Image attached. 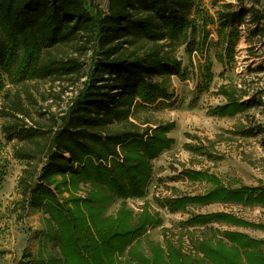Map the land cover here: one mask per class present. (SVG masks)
Returning <instances> with one entry per match:
<instances>
[{"label":"trees","instance_id":"trees-1","mask_svg":"<svg viewBox=\"0 0 264 264\" xmlns=\"http://www.w3.org/2000/svg\"><path fill=\"white\" fill-rule=\"evenodd\" d=\"M248 2L214 0L211 12L204 0H108L106 8L93 0H0V189L8 144L22 164L18 216L43 211V235L53 243L37 257L24 253L18 264H264V238L210 225L264 230V222L228 211L193 213L185 225L206 232L194 244L202 255L190 256L172 238L165 246L150 239L145 247L141 238L162 220L147 208L134 214L127 205L128 198L146 195L153 160L175 143L169 135L175 122L156 113L173 98V75L187 78L180 48L190 57L203 55L215 26L217 58L228 65L241 26L253 24L246 37L253 50L264 36V11L257 7L261 0ZM200 72L201 87L208 89L211 64L200 65ZM71 87L65 108L53 109ZM216 92L225 102L209 109L213 114H246L253 107L264 113V63ZM233 133L264 134V125L237 123ZM205 140L187 147L213 160L216 141ZM190 173L210 187L162 201L173 210L190 203L264 206L262 181L232 187L209 169ZM81 185L90 186L85 196L78 194ZM115 202V215L108 214Z\"/></svg>","mask_w":264,"mask_h":264},{"label":"rangeland","instance_id":"rangeland-1","mask_svg":"<svg viewBox=\"0 0 264 264\" xmlns=\"http://www.w3.org/2000/svg\"><path fill=\"white\" fill-rule=\"evenodd\" d=\"M93 1L104 8L107 7L108 0ZM221 1L232 2L238 6L239 0H220V3ZM245 1L249 5L248 0ZM213 2L214 0H204L211 12L215 10ZM257 7L264 11V0H261ZM209 28L212 29L210 38L213 41L203 55L194 52L190 57L184 47L180 48L178 55L188 71L187 78L180 80L178 76L173 75V98L165 100L156 113L164 119L175 122V127L169 132L175 143L161 154L159 157L161 163L153 162L154 171L151 182L148 184L144 205L142 204L137 210V203L133 199L135 197L127 200V205L134 214L147 208L151 213H157L162 220L160 225L150 227L141 238L145 247L150 239L159 241L165 246V239L172 238L173 242L176 245L179 244L185 253H190V256L202 255L196 250L194 244L197 236L206 232L205 226H198V228L196 226L197 230H194V226L185 225V221L193 213L228 211L252 222H264V206L262 205L252 207L223 202L190 203L184 210H173L165 201L162 202L182 194L205 193L210 184L191 177L190 171L196 169H209L218 174L223 179V183L232 187L256 186L260 181L264 182V134L246 137L233 133L237 123L264 125V113H259L257 107H253L246 114L237 113L234 116H218L209 110L225 102L224 97L216 92L221 83L238 80L246 75L248 67H256L264 63V36L261 38L262 41L257 40L256 46L250 50L246 37L250 30L256 29V26L253 24L241 26L242 39L236 48L235 60L224 65L216 55L219 50L214 45L217 39L215 26ZM262 28L264 29V21ZM67 51L71 52V48ZM90 55V51L83 55L86 63L90 62ZM206 61L211 64V71L214 74L208 89L201 87L200 65L205 64ZM70 89L72 90L64 92L62 96L64 100L52 104L53 109L65 108L73 94V87ZM0 137V141L4 143L5 139L1 132ZM207 138L216 141L212 149L213 160L209 159L206 154H200L187 147V144L197 146L199 143H207L205 140ZM3 153L9 162L7 176L0 189V264H18L24 253L37 257L39 252L46 253L47 249H51L53 243L43 235L47 216L43 211L38 210L29 216H18L20 212L16 209L21 195L16 189V180L21 173L22 164L13 158L10 145H6ZM80 187L78 194L85 196L90 186L81 185ZM139 201L143 203L142 199ZM119 205V202L113 203L109 207L108 214L115 215ZM210 225L221 231L229 228L247 233L252 237L264 238V230L256 227L231 226L217 222ZM166 229H173L175 234Z\"/></svg>","mask_w":264,"mask_h":264},{"label":"built area","instance_id":"built-area-1","mask_svg":"<svg viewBox=\"0 0 264 264\" xmlns=\"http://www.w3.org/2000/svg\"><path fill=\"white\" fill-rule=\"evenodd\" d=\"M150 182H151V181H150ZM146 197H147V196L145 195L144 197H135V198H133V199H135V201H136L135 203H137L138 208H136L135 205H133V206H134L137 210H139V209L141 208V205H142V204L144 205V203H145L144 200H146V199H145ZM163 198H165V197H163ZM163 198H162V199H163ZM140 199L143 200V201H142L143 203H140V201H139Z\"/></svg>","mask_w":264,"mask_h":264},{"label":"crops","instance_id":"crops-1","mask_svg":"<svg viewBox=\"0 0 264 264\" xmlns=\"http://www.w3.org/2000/svg\"><path fill=\"white\" fill-rule=\"evenodd\" d=\"M163 154V153H162ZM161 156V154L157 157V158H155L154 160H153V162L155 163V162H158V163H161V161H160V157Z\"/></svg>","mask_w":264,"mask_h":264}]
</instances>
